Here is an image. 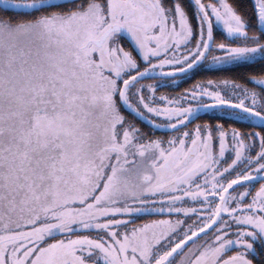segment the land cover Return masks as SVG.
<instances>
[{
    "label": "snow or ice",
    "instance_id": "obj_1",
    "mask_svg": "<svg viewBox=\"0 0 264 264\" xmlns=\"http://www.w3.org/2000/svg\"><path fill=\"white\" fill-rule=\"evenodd\" d=\"M0 264H264V0H0Z\"/></svg>",
    "mask_w": 264,
    "mask_h": 264
}]
</instances>
